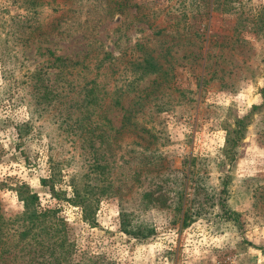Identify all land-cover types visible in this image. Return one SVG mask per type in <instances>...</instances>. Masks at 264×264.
Returning <instances> with one entry per match:
<instances>
[{"label": "rangeland", "instance_id": "374dc122", "mask_svg": "<svg viewBox=\"0 0 264 264\" xmlns=\"http://www.w3.org/2000/svg\"><path fill=\"white\" fill-rule=\"evenodd\" d=\"M26 1L0 0V216L23 212L24 185L61 219L71 264H264V0ZM116 1L121 16L104 10ZM103 52L113 59L98 65ZM147 55L154 72L135 81ZM56 57L66 68L50 66ZM90 82L100 89L94 114L78 107ZM116 99L133 106L129 120ZM253 106L233 161L224 160L225 129ZM159 164L170 183L187 174L191 207L202 199L197 184L214 188L227 174L235 220L209 210L182 228L173 194L160 205L159 190L142 200ZM53 169L59 198L41 185ZM73 187L87 193L89 220ZM122 219L152 233L129 236Z\"/></svg>", "mask_w": 264, "mask_h": 264}, {"label": "trees", "instance_id": "16d2710c", "mask_svg": "<svg viewBox=\"0 0 264 264\" xmlns=\"http://www.w3.org/2000/svg\"><path fill=\"white\" fill-rule=\"evenodd\" d=\"M29 5L41 6L36 0H27ZM39 4V5H38ZM114 9L111 12L110 6L107 9H104L106 13L109 15L112 14L115 10L119 12V16H121V8L122 2L116 1L113 4ZM34 12V8L32 9ZM41 23H37V28H41ZM35 29V28H34ZM141 47L140 45H137ZM103 57L99 61L98 65H101L106 60L113 59V56L109 52H103ZM87 56V55H86ZM86 58V57H85ZM68 59L63 57H56L53 59L51 63V67L54 68H66L65 62ZM153 57L148 56L143 60V67L140 64H137V68L141 67L140 74L134 77V80L137 81L141 79L143 76L148 75L154 72V65L152 64ZM73 65H78L79 62H73ZM163 75H165V71H162ZM152 83H155L154 81ZM91 87L86 88V85L82 87V91L84 90V95L81 99L79 109H83L85 113L94 114L97 107L101 105V98H98V94L100 89L95 82H90ZM147 88V87H146ZM143 88L141 92L146 91ZM154 89H152L148 94L144 97L142 95H137V100L146 101L150 94H152ZM261 94L264 95V88L261 89ZM150 103V102H147ZM115 107H118L123 111L122 122L130 117V114L133 106H129L127 108H123L121 106V100L116 99L113 102ZM144 106V103L142 104ZM91 108V109H90ZM259 109L258 106H253L251 111L242 118L234 120L231 127L225 129V143L222 148V156L224 160H228L232 162L234 159L235 149L239 146V144L243 141L247 129V125L249 124L250 116L254 113L255 110ZM127 115V116H126ZM106 118L105 116H102ZM84 118V116H83ZM108 121V120H107ZM84 123V119L82 120ZM109 122V121H108ZM86 123L81 125V129H83L87 134L90 132L87 130L85 126ZM123 126H121L122 128ZM142 129L141 132H146V139L155 138L153 135H149L148 131H144ZM113 131V130H112ZM120 129L114 131V133H120ZM103 134V132H102ZM100 138H103V135H97ZM110 137V136H109ZM142 138V137H141ZM144 138V137H143ZM149 144V143H148ZM147 150V147H145ZM154 153V152H152ZM156 162H163V159L160 155L155 154ZM146 158V157H145ZM192 166V161L190 162ZM99 169H106L104 165H99ZM140 169H134L132 173V177H137L139 175ZM190 171H188L189 173ZM155 175L149 181H146L147 178H144L146 181V186H144V191H142L141 199L144 201L145 198L151 197L152 193L155 190H159L158 194L153 197V200H157L158 198L162 200L157 204H165L166 200H170V194H173L176 203L178 204L180 210H182V228L188 226L190 223L204 217L205 214H208L209 210H217L215 213H210L212 215V219L214 220H231L234 221V213L230 211L229 208V192H228V180L229 176L227 174L220 175L218 177L220 181V185L214 188H206L202 185L197 184L194 187L193 194H202V199L198 200L196 207H191L192 203L196 202L195 198H191V200L186 199L188 193L186 191V175H184L182 181L177 184L176 181L170 183V181L165 178L162 173V167L159 166L153 172ZM190 174V173H189ZM59 179L54 172V169L51 170V175L48 179H42L41 185L47 187L51 194L54 197L59 198V193H57L54 189V183ZM88 187V186H86ZM141 188V187H140ZM92 189V188H91ZM76 187H73V200L72 203L80 206L83 213V218L85 220H89L91 218V210L88 208V196L87 193L84 196H81ZM18 197L23 203V212L16 216L14 219H3L0 216V264H71V249L64 239V234L61 235V230L58 229V226L62 223L61 219L56 217V212L52 210H40L38 207V196L30 191L28 187L22 185L18 190ZM185 199V200H184ZM200 201L204 203L201 204ZM214 212V211H213ZM230 217L232 219H230ZM123 218V217H122ZM17 223V227L14 228L13 225ZM126 222L122 219V232L129 235L134 236L135 238L144 239L149 234L152 233L151 229H147L146 227H142V230L138 229L134 232L129 231L125 228ZM99 258L85 259L82 261L83 264H89L99 261ZM88 261V262H86ZM101 264H107L105 261H101Z\"/></svg>", "mask_w": 264, "mask_h": 264}, {"label": "built area", "instance_id": "2783aa9c", "mask_svg": "<svg viewBox=\"0 0 264 264\" xmlns=\"http://www.w3.org/2000/svg\"><path fill=\"white\" fill-rule=\"evenodd\" d=\"M228 264H237V262L234 259H228Z\"/></svg>", "mask_w": 264, "mask_h": 264}]
</instances>
